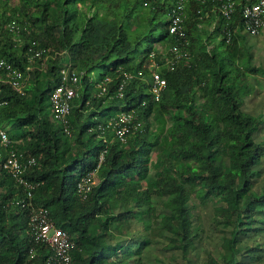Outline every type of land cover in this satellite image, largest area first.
Returning a JSON list of instances; mask_svg holds the SVG:
<instances>
[{
	"label": "trees",
	"instance_id": "16d2710c",
	"mask_svg": "<svg viewBox=\"0 0 264 264\" xmlns=\"http://www.w3.org/2000/svg\"><path fill=\"white\" fill-rule=\"evenodd\" d=\"M173 1L0 0V57L24 76L21 92L0 67V123L9 138L0 142V264H44L48 255L47 245L26 233L28 188L2 167L9 150L34 157L23 175L33 185L29 200L72 236L70 264H144L141 251L158 236L191 252L202 232L191 218L196 204H211L229 228L210 263H243L242 239L264 230V185L253 188L264 143L253 137L262 114L241 105L254 88L249 76L264 71L239 41L245 0L235 2L230 19L219 15L212 31L197 26L214 17L212 1L190 0L187 43L168 30ZM174 44L188 53L176 57ZM36 48L44 52L35 56ZM152 62L165 78L158 99ZM67 65L80 73L69 134L50 104ZM129 109L141 126L124 142L112 127L98 128ZM93 170L83 196L75 187ZM132 223L148 234L131 237ZM260 248L245 245V255Z\"/></svg>",
	"mask_w": 264,
	"mask_h": 264
},
{
	"label": "built area",
	"instance_id": "2783aa9c",
	"mask_svg": "<svg viewBox=\"0 0 264 264\" xmlns=\"http://www.w3.org/2000/svg\"><path fill=\"white\" fill-rule=\"evenodd\" d=\"M185 0H178L176 4V13L171 19L169 31L179 36L180 42L187 43L185 31L182 27L181 12L182 5ZM235 0H218L219 11L226 18L229 19L233 10ZM241 10V22L243 29L251 34L258 33L260 28L264 25V0H255L252 3L243 4ZM229 39V37H227ZM171 50L175 52L176 56L186 54L182 52L181 47L174 45ZM44 52L43 48H36L35 56H40ZM0 67H5L11 71V84L22 92L23 74L18 68H12L8 62L0 57ZM59 82L54 86L50 93L51 110L54 117L61 122L63 131L69 134L70 130L67 124V114L71 108V99L76 95L75 85L79 82V72L71 66H63L59 71ZM165 85V78L157 71H152L151 92L155 99L160 96V91ZM123 83L119 84L118 92L122 95ZM101 90H105V85L101 84ZM112 127L114 134L121 140L125 141L127 134L132 130L141 126L140 120L137 119L134 109L126 111H119L115 117L109 118L105 125L99 124L98 128L104 130ZM0 142L4 145L9 143L8 133L6 128L0 124ZM103 154L99 156V162L102 160ZM34 157L27 159H20V156L13 150H9L8 154L2 161V167L10 172L16 180L23 184L27 189V203L30 204L27 235L37 242L47 245L48 255L45 258L44 264H70L72 261V249L75 242L72 236L63 228L57 226L55 221L49 215L46 207L34 205L29 197L33 185L23 176L25 171L34 165ZM94 170L82 176L76 185V190L81 195L85 196L94 184Z\"/></svg>",
	"mask_w": 264,
	"mask_h": 264
},
{
	"label": "rangeland",
	"instance_id": "374dc122",
	"mask_svg": "<svg viewBox=\"0 0 264 264\" xmlns=\"http://www.w3.org/2000/svg\"><path fill=\"white\" fill-rule=\"evenodd\" d=\"M209 29L212 28L209 27ZM243 35L244 36L239 41L245 44V48H247L251 54L250 62L252 65H257L264 71V26L258 34H249L244 31ZM208 47H210V45ZM42 65L45 66V63L42 62ZM253 76H249L250 81L254 83L253 91L245 98L241 108L254 115L259 113L262 114V121L254 131L253 137L256 141L264 143V73L258 72ZM94 77H96V73H94ZM99 118L102 119L103 117L100 116ZM6 126L7 125H5V127ZM255 168L257 169V175L253 182V188L259 191L264 185V154ZM210 205L211 204H196L192 209L191 218L202 229L201 239L195 240V248L193 251L184 253L180 248H169L166 245L168 242L167 236H158L155 237L152 244H148L141 251L144 264H159L162 261L168 264H185L186 262L189 264H212L208 257L210 255L216 258L219 257V252L223 247L222 235L227 233L229 228L223 226V224L219 222L220 219L214 215ZM257 225V223L254 224L255 227H257ZM131 232V237L133 238L142 234H148V232L142 231V227L138 223H132ZM255 243L261 245L259 251L252 255L253 258L245 255V245H252ZM239 251L237 256L238 259L243 261L242 264H264V230L260 232H251L249 237L242 239L239 245Z\"/></svg>",
	"mask_w": 264,
	"mask_h": 264
},
{
	"label": "clouds",
	"instance_id": "9594fccd",
	"mask_svg": "<svg viewBox=\"0 0 264 264\" xmlns=\"http://www.w3.org/2000/svg\"><path fill=\"white\" fill-rule=\"evenodd\" d=\"M189 1L190 0H185L184 1V3H183V7H182V9L180 10V14H181V18H182V27H183V30L185 31V27H184V20H185V18H186V16H187V5L189 4ZM202 2H210V1H212V3H213V11L215 12V15H214V17H212L208 22L207 21H203L202 19H201V21L200 22H198V24H197V26H198V28L199 29H201V30H203V29H205L206 31H212L213 29H214V26H215V24L217 23V21H218V16L219 15H221L222 17H224L221 13H220V11H219V9H218V7H219V2H218V0H201ZM239 2V0H235L234 1V4H235V2ZM252 1H255V0H245V2H244V4L245 3H252ZM177 2H178V0H174L173 1V3H172V5H171V8H170V12H169V17H170V22H169V25H168V30H169V27H170V24H171V19H172V17H173V15L176 13V11H177V7H176V4H177ZM233 4V5H234ZM243 5V4H242ZM235 6V5H234ZM234 6H233V10H234ZM244 6V5H243ZM242 6V7H243ZM233 10H232V12H233ZM241 10H242V8H241ZM241 10H240V15H239V22H238V25L240 24L241 25V31H240V33L241 34H243L244 33V27H243V25H242V22H241ZM231 12V13H232ZM205 16H208V12H206L205 13ZM205 16H204V18H205ZM231 17V16H230ZM225 18V17H224ZM230 19V18H229ZM212 25V26H211ZM264 26V25H263ZM262 26V27H263ZM209 27L210 28H212V29H209ZM262 27L260 28V30H259V32L261 31V29H262ZM170 32V31H169ZM229 32L230 31H228L227 32V37H229ZM247 32V31H246ZM258 32V33H259ZM170 33H172V32H170ZM249 33V32H248ZM258 33H255V34H258ZM249 34H251V33H249ZM177 35V34H176ZM178 36V35H177ZM185 36H186V33H185ZM179 37V36H178ZM186 38H187V36H186ZM179 40H180V38H179ZM226 40H228L227 38H226ZM181 41V40H180ZM187 41H188V39H187ZM175 45V44H174ZM174 45H172V46H174ZM210 45V47L212 46V44H208V46ZM171 46V47H172ZM207 46V47H208ZM171 47H170V50H171ZM209 48V47H208ZM172 51V50H171ZM173 52V51H172ZM186 52L188 53V51L186 50ZM173 53H175V52H173ZM176 55V54H175ZM151 56L153 57L154 56V53L152 52L151 53ZM176 57H180V56H176ZM150 67H151V71H150V73H151V75H152V71H157L156 70V68H158V65L156 64V62H152L151 64H150ZM158 72V71H157ZM159 73V72H158ZM79 79H80V73H79ZM106 79L108 80V78L106 77ZM151 81H152V78H151ZM77 85V84H76ZM76 85H75V87H76ZM119 87V86H118ZM76 90V89H75ZM102 91V90H101ZM117 91H118V89H117ZM77 93V92H76ZM118 95H119V92H118ZM119 96H121V95H119ZM75 97V96H74ZM110 118V117H109ZM109 118L105 121V124H106V122L109 120ZM0 124H2V123H0ZM100 124V123H99ZM98 124V125H99ZM105 124H102V125H105ZM2 126H4L5 127V125H4V123L2 124ZM5 128H7V127H5ZM6 131H7V129H6Z\"/></svg>",
	"mask_w": 264,
	"mask_h": 264
}]
</instances>
